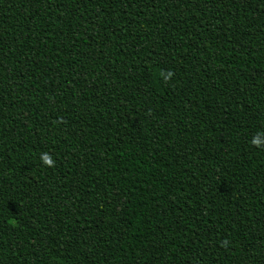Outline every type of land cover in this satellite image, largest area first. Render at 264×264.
Wrapping results in <instances>:
<instances>
[{
	"label": "trees",
	"instance_id": "obj_1",
	"mask_svg": "<svg viewBox=\"0 0 264 264\" xmlns=\"http://www.w3.org/2000/svg\"><path fill=\"white\" fill-rule=\"evenodd\" d=\"M0 264H264V0H0Z\"/></svg>",
	"mask_w": 264,
	"mask_h": 264
},
{
	"label": "clouds",
	"instance_id": "obj_2",
	"mask_svg": "<svg viewBox=\"0 0 264 264\" xmlns=\"http://www.w3.org/2000/svg\"><path fill=\"white\" fill-rule=\"evenodd\" d=\"M169 75H171V73H169ZM252 143L259 146V145H261L262 141L260 139H254L252 141ZM40 159L47 166H52V164H53L52 158L48 154H46V153L45 154H41Z\"/></svg>",
	"mask_w": 264,
	"mask_h": 264
}]
</instances>
